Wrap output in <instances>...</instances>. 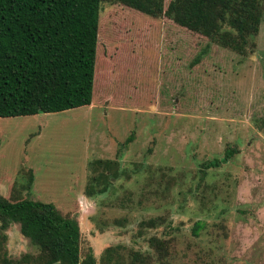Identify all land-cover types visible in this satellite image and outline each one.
Wrapping results in <instances>:
<instances>
[{
	"label": "rangeland",
	"instance_id": "374dc122",
	"mask_svg": "<svg viewBox=\"0 0 264 264\" xmlns=\"http://www.w3.org/2000/svg\"><path fill=\"white\" fill-rule=\"evenodd\" d=\"M206 43L167 17L103 3L91 104L0 117V193L75 217L81 256L96 264L109 246L124 264L132 250L153 264H264V10L253 52L203 53ZM0 244L14 260L38 252L15 222Z\"/></svg>",
	"mask_w": 264,
	"mask_h": 264
},
{
	"label": "trees",
	"instance_id": "16d2710c",
	"mask_svg": "<svg viewBox=\"0 0 264 264\" xmlns=\"http://www.w3.org/2000/svg\"><path fill=\"white\" fill-rule=\"evenodd\" d=\"M105 2L121 3L151 17H167L205 36L203 53L215 43L240 55L253 52L264 10V0H168L166 6L165 0H0V117L91 104L99 76V16ZM234 152L226 149L222 161ZM222 161L206 162L204 167ZM101 176L108 179L105 171ZM31 181L30 175L27 182ZM106 190L107 183L97 191ZM11 196L0 193V227L18 223L38 252L14 260L1 253L0 244V264H96L91 250L81 256L75 217L63 215L52 202ZM201 227L195 222L192 232L196 235ZM151 244L161 261L166 244L156 236ZM118 248L106 247L100 264H124ZM128 264H153L151 254L132 250Z\"/></svg>",
	"mask_w": 264,
	"mask_h": 264
}]
</instances>
